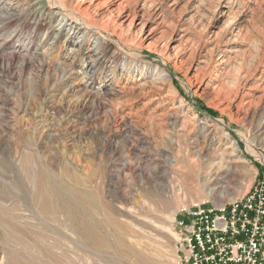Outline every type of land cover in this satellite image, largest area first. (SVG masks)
Masks as SVG:
<instances>
[{
    "label": "rangeland",
    "instance_id": "1",
    "mask_svg": "<svg viewBox=\"0 0 264 264\" xmlns=\"http://www.w3.org/2000/svg\"><path fill=\"white\" fill-rule=\"evenodd\" d=\"M54 1L44 0L51 8L87 10L91 33L145 65L139 70L146 75L166 74L177 93L163 90L157 76L160 91L114 85L107 93L99 86L112 79L110 65L83 68L78 40L66 38L73 32L55 39L57 23L47 13L27 15L21 0L13 1L18 12L2 10L0 264H139L137 255L181 264L169 231L180 238L184 208L167 222L149 210L148 198L173 207L185 202L186 168L200 183L202 166H212L220 179L210 184L219 187L217 204L241 198L264 177V0ZM21 32L34 40H18ZM165 107L178 116L160 131L154 116ZM79 192L92 195L97 208ZM108 215L117 225H106ZM141 242L160 243L164 254L145 253Z\"/></svg>",
    "mask_w": 264,
    "mask_h": 264
},
{
    "label": "bare ground",
    "instance_id": "2",
    "mask_svg": "<svg viewBox=\"0 0 264 264\" xmlns=\"http://www.w3.org/2000/svg\"><path fill=\"white\" fill-rule=\"evenodd\" d=\"M13 1H15V0H0V13L2 14V12H1L2 10H4L7 13L10 12V14L13 12H16L17 11V5L14 6ZM23 1L21 0V2L26 3L28 6L27 9L25 8L26 9L25 13L27 15L29 12H32V14H31L32 17L37 19L38 17L43 18V15L47 13L50 21L52 23H54V22L57 23L58 28L56 29L55 33L53 34L55 39L64 36V33L66 31H69L70 33L73 32L72 34L69 33L70 35H68L66 38L70 42L78 40L79 48L76 51V53L78 54V56H84V59H85V62H83V61L81 62L82 65L80 64V61L79 62H75V61L72 62L71 61L73 67H75V66L80 67V65H81V66H83V68H85L89 71H93V70H97V68L101 69V70H105L110 65L111 72L113 75L112 79H109V80L106 79V81H104V83L101 86H99V88L101 87V88L105 89L107 91V93L110 91V88L114 85H120L122 87V89H126V88L130 87L132 90H134L136 88H142V87H145L147 85H151V87H153L152 88L153 90L160 91L159 87L154 83V80H153V78H155L156 76H157V78L155 79V81L156 80H164L165 81L163 83V86H164L163 90L167 89L169 91L168 93H171V94L177 93L176 89L173 86V83L171 82L172 80L170 81V79L168 78V76L166 74H163L164 77L162 78L161 77L162 72L160 73V71H158V69H155L154 77L146 75L143 71L139 70L142 67L145 68L146 67L145 65L137 66L138 61L136 59H134L133 57H129L127 55H123L120 51L113 50L112 47L110 46L109 42L102 39V36H100L99 34H96V33H91L90 28L92 26H94L95 21H94L93 17L91 16V14L87 10L82 11L78 7V8H75V11H74V10L68 9L64 5H58V6H54L53 8H51L45 4L44 0H23ZM53 2H55V1L53 0ZM51 5H53V4H51ZM103 6L104 5H99L98 9H101ZM21 8H23V7H21ZM79 33H81V34L79 35ZM29 34L30 33L21 32V33L14 35V36L18 37V40H22L23 38H28V36L30 38V41L34 40L32 38V36ZM51 36H52V34H50V33L44 34V37H46V38H49ZM0 46H2V45H0ZM26 47H27V49H25V48H22V49L20 48V49L21 50H29L30 46H26ZM84 47H87L86 53H83ZM30 49H31V47H30ZM136 69H137V71H136ZM167 110H168V107H165L164 111H166V112L163 111L164 114L154 116V118H157L159 120V122L158 121L157 122L159 124L160 131H163L164 128L168 125L167 123L170 121L169 119L171 117L175 118L176 116H178V112L175 109H169L168 112H167ZM178 110H180V109H178ZM150 118H152V117H150ZM153 121H154V119H152V122H151L152 125H153ZM149 122H150V120H149ZM151 128L153 129V127H151ZM199 151H202V150H199ZM248 151L252 152L251 150H248ZM192 156H193V154H192ZM192 156L189 154L187 159H191ZM200 156H201V152L199 153V155H197L198 159L196 161L193 159L195 161V163L199 164L200 159H201ZM239 156L243 162H245L246 164L249 163V161L246 158H244V156L242 157L241 153ZM225 165L226 164H224L221 161L217 166V171L218 172L224 171ZM249 165H250V163H249ZM195 166H196V164H195ZM201 166H202V164H201ZM202 168H203V172H204V181H202L200 183L196 182V176L194 175V172H192L191 170L188 171L186 168V177H185V179H186V201L185 202H181V203L177 204L175 207H173L172 205L166 203V201L162 200V197L155 195V196L148 198V203H146V205L149 208V210L154 212V213H156V212L163 213V217L166 219V221L167 222L169 221L172 223L176 220V214L181 209L191 208L194 205L201 204V203L208 202V201H214L216 193L218 191L217 189H219V187L210 188V184H211V181L213 182L216 179H217L216 181H218L220 179L217 178V172H215L213 174V170H212L211 165H208V167L202 166ZM250 170H251L252 174L254 175L255 171L253 169V166H251V165H250ZM222 174L223 173H221V175ZM69 177L74 182L82 183V182H80V177L77 176L76 174L71 173ZM215 185L217 186L218 184H215ZM79 197L82 201H86L89 204V206H91V207L93 206L95 209L97 208L95 198H93L92 195L85 193V192H79ZM45 204L47 207L48 204L47 203H45ZM104 220H105L106 225H109L112 227L117 225L115 219L110 215L106 216L104 218ZM128 221H131V220H128ZM148 222H149V220H148ZM142 227L143 226H141V229H142ZM163 229H166L165 226L163 227ZM92 232L95 236L96 241L100 245H102L104 247L108 246V243H106V240L103 237H101L100 235L96 234L94 228L92 229ZM144 233H146V231H144ZM170 233L173 234V236L175 237V240L179 241V237H178V235H176V233H174L172 230L169 231V234ZM166 235L168 236V234H166ZM122 239L123 238L118 239V244H120V246L123 243ZM145 245L146 244H144V242L140 243V247L143 249V251L145 249H150L149 253L153 252L152 254L156 257H160V256H162V254H164L163 253L164 252L163 247H165V246H162L160 243H155V245H153V246L152 245L145 246ZM178 250H179L178 247L175 245L173 248L174 253L178 254ZM147 256H148V254H147ZM136 257H137L139 264H155L148 257H144V256L141 257L140 255L139 256L137 255Z\"/></svg>",
    "mask_w": 264,
    "mask_h": 264
},
{
    "label": "built area",
    "instance_id": "3",
    "mask_svg": "<svg viewBox=\"0 0 264 264\" xmlns=\"http://www.w3.org/2000/svg\"><path fill=\"white\" fill-rule=\"evenodd\" d=\"M181 264H264V177L227 204L180 211Z\"/></svg>",
    "mask_w": 264,
    "mask_h": 264
}]
</instances>
